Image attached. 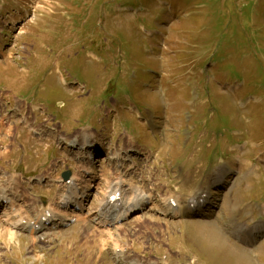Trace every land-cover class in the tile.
I'll list each match as a JSON object with an SVG mask.
<instances>
[{"label": "rangeland", "instance_id": "obj_1", "mask_svg": "<svg viewBox=\"0 0 264 264\" xmlns=\"http://www.w3.org/2000/svg\"><path fill=\"white\" fill-rule=\"evenodd\" d=\"M72 81L85 89L71 90ZM0 90L2 115L12 117L0 128V188L20 186L17 207L34 223L61 185L35 179L79 172L64 140L89 128L99 178L86 205L114 180L107 156L132 148L141 173L125 180L186 207L174 218L148 208L110 234L82 218L38 233L0 222V264L167 255L171 264H264V0H0ZM197 189L207 200L192 213L185 203Z\"/></svg>", "mask_w": 264, "mask_h": 264}, {"label": "bare ground", "instance_id": "obj_2", "mask_svg": "<svg viewBox=\"0 0 264 264\" xmlns=\"http://www.w3.org/2000/svg\"><path fill=\"white\" fill-rule=\"evenodd\" d=\"M81 87L82 86L80 84H74L73 86H70V89L78 90ZM158 88L156 86L155 90H157ZM3 101H6V99L5 97H3V92L0 90V128L8 124V121L12 119V117L2 115L5 109ZM20 106V104L15 105V108H13V110L16 111V107ZM29 106L30 112L43 109V112H45L46 115L50 117L46 109L37 107V105L32 106V104H29ZM117 109L118 106L116 110L110 109V114L105 115V119L103 120L104 127H107L106 123H108L110 120L111 112H114L116 115L119 113ZM21 119V123H23L24 127L27 129L28 135H33L39 138L42 137L40 128L35 129L32 127L33 122L29 123L27 119ZM79 132H81V134H79ZM79 132H77L74 137H72L65 143L67 149H70V147H73V149H75V160H77L79 172H77L76 174H72L69 180L66 182L59 181L61 183L58 188L60 193L55 198L53 204L47 205L41 209V214L39 216H36L35 223L34 221H31L29 217H25L23 215V209L21 207H17L18 203L24 202L26 199V195L24 193H20L19 191L20 186L17 185V187L15 184L12 185L10 183H7L6 186L0 188V222H2L5 228H7L11 232L21 231L27 233H38L42 230H56L60 227H63L64 225H67V223L73 218L76 221L78 220V218H82L83 221L93 224V227L95 228L94 230L96 232H107V234L109 232L110 234L111 228H117L124 221L129 220L130 218L140 214L143 211H146L148 208L149 209L147 211L153 210L155 212H159L162 216H165L167 218L183 216L184 207H181L182 205L178 197L174 196L173 194H167L164 196L156 195V197H159L158 201L162 205V209H158L153 205V199L156 200V197H154L155 195L152 189L146 192L142 187L132 185L125 180V178L128 177L139 176L141 173L140 166L134 163L132 160L133 155L128 153L131 151L139 153L140 151L132 148L115 150L113 154H111V156H107V159L111 160V165L114 166H111L112 173L110 175L114 178V180L108 181L107 184H105L106 187L104 188V192L102 193V198H97V200L95 199L93 205H86L84 199L87 195L86 192L90 189L91 186L89 180L99 178L98 173H95V171L93 170V161L95 158L94 156L92 157V154L89 153L91 148L98 144V138L93 134L94 131H90L89 129L80 130ZM1 133L2 132H0V134ZM130 138L131 137H128L126 138V140H132ZM128 161H131L132 164L126 167V162ZM85 179L88 180H86V188H84V190L82 191L80 190V185L81 183L85 182ZM44 181L46 183H51L57 182L58 180L53 179L51 174L46 175L43 181L41 180V177L35 179V182H37L38 184L43 183ZM140 182H143L141 178ZM205 193V191L200 189L195 190L192 194L188 195L186 199V205L189 206V208H194L195 204L204 203L206 200L205 197L207 196V194ZM109 201H111L112 204L107 212L104 211V208ZM148 204L152 206L147 207ZM64 205L66 206L67 212L69 210L74 211V216L68 219L63 218V214L66 211L65 209H61V207ZM129 211L131 213L127 214V212ZM39 240L49 241L50 237L49 235H41L39 236ZM120 253H122V251H120ZM118 257H120V259L124 258L123 255ZM129 259L130 262L128 263L131 264H171V256L169 255H167L165 260L162 262L151 260L144 261V258L142 260H139V258L135 257H131Z\"/></svg>", "mask_w": 264, "mask_h": 264}, {"label": "water", "instance_id": "obj_3", "mask_svg": "<svg viewBox=\"0 0 264 264\" xmlns=\"http://www.w3.org/2000/svg\"><path fill=\"white\" fill-rule=\"evenodd\" d=\"M69 175H70V173H68V172L63 173V174H62V178H63V180H67L68 177H69Z\"/></svg>", "mask_w": 264, "mask_h": 264}]
</instances>
